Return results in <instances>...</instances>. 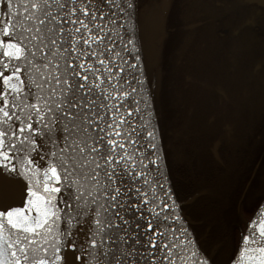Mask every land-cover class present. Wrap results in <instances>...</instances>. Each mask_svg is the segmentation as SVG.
Returning <instances> with one entry per match:
<instances>
[{
    "label": "snow or ice",
    "instance_id": "1",
    "mask_svg": "<svg viewBox=\"0 0 264 264\" xmlns=\"http://www.w3.org/2000/svg\"><path fill=\"white\" fill-rule=\"evenodd\" d=\"M6 6L10 11L0 14L7 17L0 21V264H208L181 255L193 242L161 171L157 129L148 130L151 115L141 114L137 88L125 67L113 63L120 54L105 21L115 23L112 9L120 5L26 0L23 15L12 0ZM127 7H134L131 0ZM134 59L128 67L139 71L140 56ZM146 80L137 83L143 88ZM133 113L141 114L139 123ZM17 197L22 206L14 207ZM255 226L254 220L249 229ZM255 235H244L243 243H256ZM258 235L264 244V221ZM245 250L258 252L257 264H264V246L240 254Z\"/></svg>",
    "mask_w": 264,
    "mask_h": 264
},
{
    "label": "flooded vegetation",
    "instance_id": "2",
    "mask_svg": "<svg viewBox=\"0 0 264 264\" xmlns=\"http://www.w3.org/2000/svg\"><path fill=\"white\" fill-rule=\"evenodd\" d=\"M142 2L143 1L138 0V24L141 36L144 35V31L147 34L148 30L155 36V31L150 28L149 18L153 14L157 15L158 13L160 22L164 24V26L167 20H169V22H167L169 35L176 39L180 45L184 41L188 43L184 58H188L190 67L186 68L181 65L184 73V79L181 78V83L186 89L188 98L181 102V106L176 107L177 104H175V100L177 99L174 100L169 95L170 92H174V87H176L174 80H172L169 86V90L171 86L172 90L167 94L170 102L168 125L165 129L159 120L160 132L174 190L181 202L184 212L192 221L191 226L199 244L209 255L213 264H229L235 252L232 253V257L229 259V254L226 253L223 255L219 252L220 249L224 247L223 241H221L222 244L218 241L212 242L208 237L203 235L208 234V231H210L212 227L211 225L205 226L206 218L204 215L211 209L214 202L223 201V198L226 197V195L221 193V189L219 190L217 185V174L232 167L229 165V160L230 157H234V155L230 154V150L231 153H235V150L239 148L238 144H240L237 134L240 130L244 134L246 130L238 126L235 133H232L229 138H225V134L228 133L230 125L226 123V117L222 116L224 111L217 109L219 107V100L214 93H208L206 77L202 80V74L205 76L208 75L206 70L205 72L201 71L199 66V70L197 69L199 60L201 62H206L214 58V53L210 51H201L199 41L192 42L187 40L186 33L194 26L202 27V25H206L214 17V14L209 13L204 7L225 6L228 11L226 16H230L232 13V17H234L237 9L246 8L250 11V14L246 15V17L249 18V25H252L256 23L258 17L264 18V6L260 5L257 0H168L167 6H165V0H146L141 10L140 4ZM200 5L201 7H199ZM200 9L207 12H204L200 18L193 20L189 12ZM245 21L246 20L240 19L239 21L237 20V23H244ZM219 22L223 23V18H221ZM165 29L166 28H164V34L166 32ZM234 37L236 39L238 38L237 35H234ZM196 40L200 39L198 38ZM180 45L171 53H178ZM193 47H195V49ZM194 58L198 60L195 61ZM170 61V71L173 69V72L175 69H178V66L173 63V58ZM179 61L181 62L180 57L177 64H179ZM228 74L229 76L227 79L230 82L229 69ZM228 74L226 73V75ZM218 75H225V71L217 74L215 77ZM216 80L219 81V79ZM220 81L226 86L223 80ZM210 91L214 92L213 89ZM159 99H163V97L158 96L157 100ZM227 107L231 109L230 106ZM156 111L158 115L157 106ZM178 114L180 116H178ZM248 117L255 119V115L251 113L250 115L248 114ZM258 125H255V120L253 121V125L252 121L251 123L249 121V126L247 127V133H249L247 134V141L249 142L252 139L251 145L250 142L248 143L250 149L249 156L245 157L243 156L244 154L239 156L238 154L235 159V172L233 173L231 171L232 178L237 180L236 184L240 186L234 194L228 197L230 200L229 217L235 218L236 221L231 224L228 230L222 231L219 229L220 233L228 234L231 230L233 231L231 234L241 232L242 229L238 221L241 218L245 220L248 215V210L250 211L249 220L264 197V179L257 181L259 177H262L261 174L264 172V148L260 146L257 147L255 144V133ZM262 136L264 135L259 133L257 136L259 138L258 140H261ZM225 144H227L228 147L225 146ZM196 166H198V170L200 173L202 172V175L197 172V169L195 171ZM192 171H195V173L193 172L192 174ZM182 172L191 173L193 180L185 181L183 177L179 175L182 174ZM225 175L229 176V173ZM176 181L180 182L181 186H189L190 191L186 198H183V195L177 191L176 187L179 184H177ZM208 217L212 216L208 215Z\"/></svg>",
    "mask_w": 264,
    "mask_h": 264
},
{
    "label": "rangeland",
    "instance_id": "3",
    "mask_svg": "<svg viewBox=\"0 0 264 264\" xmlns=\"http://www.w3.org/2000/svg\"><path fill=\"white\" fill-rule=\"evenodd\" d=\"M141 1H143L140 4V9L142 10V7L144 6L146 0H141ZM249 14H250L249 10H247L246 8H240V9H237L236 13L234 14L235 17H232L233 16L232 13L230 14V16H226V15H225V17L223 16L222 18H223L224 22L221 24L219 31H217L215 33V35H216L217 40L221 39V41H222L221 44L224 47L226 45H228V43H229L228 40L231 39V34L237 35L238 38L242 39L245 45H242L238 40V44L234 47V50L239 52V54L243 58L242 67H240V68L241 69H252L254 71H259V69L264 64V18L258 17L255 24L249 25L250 24L249 18L246 17V15H249ZM231 19L234 21V23H236L234 25V27L230 26L228 24V22L232 23ZM240 19L246 20V21L244 23H242V22L237 23V20L239 21ZM167 22H169V20H167ZM167 22H166V25L164 26V24H162L160 22V19L158 17V13H157V15L153 14L149 18L150 28H151V30L155 31V36H154L153 42L156 45L155 46L156 52H159V54H160V52L163 53L165 50L163 48V45L165 44L166 37H167L168 32H169V30L167 29ZM196 27L197 28H204L205 25H202V27H200V26H196ZM164 28L167 29V30L165 29V31H166L165 34L163 33ZM169 28H170V26H169ZM162 35H163V38H162ZM140 38H141V40H140L141 45L144 48L145 53H146V67H147V63H148V65L149 64L150 65L155 64V59H151V57L149 55H148V59H147V53H148L149 49L151 50V47L149 48V46H148L151 44L150 40H149L150 37L145 38V36H141ZM196 41H198V40H195V42ZM181 45L178 49L179 52L171 54V56H170V60H172V58H173V61H174L173 63L178 66V69H175L173 72H172L173 69L171 71L169 70V73L166 70V73H165V71H163L164 68H162L163 66L165 67V63L164 64L162 63L163 66H161L162 64H160L161 69L156 68V71L158 72V74L155 70L153 73L149 66L148 67L150 68V70H146V71H147L148 79L150 81H151V79H153L156 84H158V83L161 84V81H162V84L165 83L166 90H168V91H169L170 83L172 82V80H174V82L176 84V87H174V92H177L176 95L177 96L178 95L187 96L186 89L182 86V83H181V80H182L181 78L184 74L183 69L181 68L182 63L179 61V64H177V62L179 60V57H180V60L183 59V56L181 54H182L183 50L187 49L188 43H186V41H184L183 43H181ZM193 48L195 49V47H193ZM230 48H229L228 52L232 53L231 45H230ZM209 62L210 61L208 60V63ZM226 62H227V59L224 60V64ZM170 65H171V63H170ZM198 66L199 65H197V69L199 70ZM201 71H203L202 68H201ZM161 73H162V75H161ZM226 73L228 74V69L225 70V75H218L217 77L214 76L213 78L210 77V81L215 83V82H217L216 79H219V81L223 80L224 83L226 84V87L232 88V86L234 85L233 80H231L229 82V80L227 79L229 74L226 75ZM262 74H263V78H264V72ZM225 79H227V80H225ZM151 85H152V83H151ZM238 87H239L240 91L243 90V87L241 86L240 82L238 83ZM171 90H172V86L170 87V91ZM155 96L153 95V97L155 99L156 106L158 108H163L166 101H164V99L157 100V97H155ZM253 98H254V96L252 95V99ZM165 100H166V96H165ZM175 104H177L176 107L181 106V101L175 100ZM246 113H247L246 114L247 119H249L248 112H246ZM178 116H180V115L178 114ZM255 125H258V127L256 128V133H255V135H256V143L255 144L257 145V147L260 146L261 148H264V143H263L264 142V136L261 137L260 141L258 140L259 138L257 137L259 135V133L261 135H264L263 134V131H264V107L261 109V112L256 115ZM245 130L246 131L244 134L241 132V130L237 134L238 139L240 141V144H238L239 148L237 150H235V153H233V152L231 153V150H230V154L234 155V157H230V160H229V165H231L232 167L226 169L223 172H219V174H217L218 175L217 180L215 179L218 183L217 185L219 187V190L221 189V193L223 195H226V197L223 198V201L214 202L212 209L208 210V212H207L208 215L210 214V212H212V214H211L212 217H214V216L218 217V221H214L213 226H212L213 228H215V230L220 229L222 231H225V230L230 229V227H231V222L226 220L227 218H229V210H230V207H229V205H230L229 201L230 200L228 199V197H230V195L234 194L235 191H237L238 188L240 187L239 184H236L237 180H234L232 178L231 171L233 173L235 172V169H234L235 159L238 156V154H239V156H241L242 154H244L243 156H245V157L249 156L248 154L250 152V149H249L248 143L250 142V145H251V140H252L251 139L249 142L247 141V134H249V133H247V128ZM225 146L228 147L227 144H225ZM196 169H197V172L200 173V171L198 170V166H196L195 171H196ZM195 171H192L191 173L193 174V172L195 173ZM263 171H264V165H263ZM228 173H229V176H226L225 174H228ZM261 175H262V177H259L257 181L264 179V172ZM224 176L226 177V179ZM248 217H250V211L249 210H248V215L246 216L245 220H242L243 218H241L238 221L241 229H244ZM209 223H211V221H209ZM209 226H210V224H209ZM228 232H230V231H228ZM232 232L233 231L231 230V232L227 234V236H230V238H229L230 241H228V243H226L225 245L223 244L224 247L221 248L219 251L223 255L226 253L229 254L228 255L229 259L232 257V253L235 251L237 244H238L237 243L238 237L236 240L234 234H231ZM238 233L239 232H237V234ZM218 242H220L222 244L221 241H218ZM218 245H220V244H218Z\"/></svg>",
    "mask_w": 264,
    "mask_h": 264
},
{
    "label": "bare ground",
    "instance_id": "4",
    "mask_svg": "<svg viewBox=\"0 0 264 264\" xmlns=\"http://www.w3.org/2000/svg\"><path fill=\"white\" fill-rule=\"evenodd\" d=\"M199 7H201V5ZM204 8H206L209 13H213L214 17L209 21V23L205 25L204 28H197L195 26L191 28V30L186 33L187 34L186 38L187 40L192 42L199 38L200 40L198 41L201 47V51L203 52L210 51L214 53V58L210 59L209 63L208 61L201 62L199 60V63L197 64L199 65L200 68L203 69L204 72L206 70L208 74L206 76L202 74V80L206 77V81L208 84V90L207 89L206 90L208 91V93L211 94L214 93L216 98L219 100V107L217 109L224 111L222 116L226 117V123L230 125L228 128V133L225 134V138H229L232 133L236 132L238 126H241L242 128L246 129L249 126V121L250 123L252 121V125H253V121L255 119H252V117L251 118L249 117V119L245 118L247 117L246 112H248L249 115L251 113L256 117V115L260 113L261 109L264 107V78L262 74L264 72L263 71L264 64L259 69V71H254L252 69H241L240 67H242L243 58L241 57L239 52L234 50V47L238 44V40L242 45H245L243 40L240 38L236 39L234 37V34L233 35L231 34V39L228 40L229 41L228 45L224 47L221 44L222 43L221 39L217 40L215 35V33L219 31L220 26L222 24V22L219 21L224 15L228 13L226 7L218 5L213 7L207 6ZM207 11L200 9L189 12V14L190 17L193 20H195L200 18V16H202V14ZM228 24L233 27L235 25L233 20L232 23L228 22ZM143 33H144L143 36H145V38L150 37V39L148 38L151 43L150 45H148L149 48L151 47V50L149 49V56L151 57V59H155V64L148 65L147 63V67H146V53L144 48L142 47V54H143L145 68L146 70H150L151 68V71L154 73V70L156 71V68L161 69L159 62V52H156L155 49L156 45L153 42L154 39L153 33L149 30L147 31V34L145 31ZM230 45L232 47V53L228 52ZM186 50L187 49L182 51L183 59L181 60V63L183 66H187L186 64L189 62L187 58H184L185 57L184 53L186 52ZM225 59H227V62L224 64ZM227 69L230 70V78L231 80H233L234 83L232 88L226 87L221 81H217L215 83L210 81V77L213 78L217 74L222 73ZM150 82L152 83V85ZM239 82L243 87L242 91H240L238 87ZM149 85L151 87L153 95L154 96L156 95L155 97H158L161 90V86H160L161 84L160 83L156 84L155 81L151 79V81L149 80ZM212 89L214 92L210 91ZM176 94L177 92L169 93V95L174 100L177 99L181 102L184 101L186 98H188V96H182V95L177 96ZM252 95L254 96L253 99H252ZM227 106H230L231 109L228 108ZM165 157H166V153H165Z\"/></svg>",
    "mask_w": 264,
    "mask_h": 264
},
{
    "label": "water",
    "instance_id": "5",
    "mask_svg": "<svg viewBox=\"0 0 264 264\" xmlns=\"http://www.w3.org/2000/svg\"><path fill=\"white\" fill-rule=\"evenodd\" d=\"M260 5L264 6V2L262 0H257ZM115 3L120 5V8H124L125 10L123 12L120 11V8H113L112 11L115 13L114 16H111V19L115 21L114 24H108L107 21H105L107 27L109 29H113L109 33L111 36V41L115 45V51L120 54V59L114 60L115 65L123 66L125 67L126 71L123 73L124 76L127 77L129 83L132 85V87L137 88V94L135 96V99L140 100L141 104V109L142 112L141 114L144 115L145 119L148 118V115H151V124L148 126V130L151 129V126H155L157 129V137H156V142L161 146L163 152V157H164V163L166 164V167H162L161 171L165 172L167 178L169 181H171L166 157H165V152L162 144V138H161V132H160V127L158 123V118L156 114V109H155V103H154V97L153 93L151 90V87L149 85V80L147 77L146 69H145V64H144V59H143V54H142V46L140 42V36H139V30H138V0H131V2L134 4V7L129 9L127 7V4L129 0H114ZM7 0H0V14L3 13H8L10 9L6 6ZM13 5L18 6L15 11H18L23 15V5L26 3V0H12ZM168 0H165V6H167ZM15 11L13 12V15H15ZM105 11L107 12L108 9L105 8ZM7 19L6 16L0 15V21ZM129 40H133L135 43V49L132 48V45L128 43ZM109 41H105L107 44ZM127 49V50H125ZM39 55V54H37ZM136 55L140 56V61L141 63L138 64L139 71L134 68H129L128 65L130 64H135L137 63L136 60L134 59ZM127 62V63H125ZM143 73V75H141ZM7 74V73H6ZM27 75V74H25ZM147 78L143 88H141V85L137 83V81L143 80L144 78ZM120 84L127 90L128 86L124 84L123 80L120 81ZM102 87H107V82H105ZM105 95H107V92H105ZM149 99V104L151 105V108L145 109L144 108V99ZM100 102L104 103H116L115 100L109 101H104L101 99ZM127 106L131 107L132 104L129 102ZM120 111L123 113L124 108L121 107ZM141 114L133 113V115L136 117L137 123H139V116ZM142 136L146 135V132L141 133ZM141 143L143 144L144 141L142 140ZM20 179H23L22 177ZM167 187V185H165ZM173 186V184H172ZM174 188V187H173ZM177 203L181 205L179 202L177 195H176ZM14 207L17 206H22L21 200L19 197H17L16 201L13 203ZM182 209V206H181ZM181 214L184 217L185 223L188 227V238L191 240L193 243L192 245L189 246V251L181 253V255L186 256L190 260H195V261H203L207 259L208 264H213L211 258L207 255V253L203 250V248L200 246L199 242L196 239V236L194 234V231L191 227V222L189 218L185 215L183 209ZM256 221V226L253 229H249V224L252 221ZM264 221V198L261 201L260 205L256 209L254 215L252 216L250 222L248 223L244 233L242 234L238 249L236 251V254L234 255L233 259L229 264H233V261H235V264H257V261L259 260V253L255 251H248L245 250L243 251V254L241 255V250L242 249H255L260 246H264V244L260 243V236L258 235L259 231V226L261 225V222ZM63 228V225L61 226ZM83 227V226H81ZM255 231L257 232V235H255L254 239L256 243H249L245 245L243 243V237L244 235L250 234V232ZM192 252H196V256L193 257L191 255ZM78 254V253H77ZM71 256V254H70ZM252 257H255L256 259L253 260L251 259ZM73 264H77L76 261L73 260Z\"/></svg>",
    "mask_w": 264,
    "mask_h": 264
},
{
    "label": "trees",
    "instance_id": "6",
    "mask_svg": "<svg viewBox=\"0 0 264 264\" xmlns=\"http://www.w3.org/2000/svg\"><path fill=\"white\" fill-rule=\"evenodd\" d=\"M180 43L176 40V39H174L172 36H170L169 35V33H168V35H167V37H166V41H165V44L163 45V48L165 49L164 50V52L162 53V52H160V54H159V62H160V64H164L165 63V67L163 66V64L161 65V66H163L162 68H164V70L163 71H165V73H166V70L168 71V73H169V70L171 69V66H170V63L169 62H171L170 61V56H171V54H173V53H171L175 48H177L178 47V45H179ZM148 54V53H147ZM148 57V56H147ZM148 59V58H147ZM188 59V58H187ZM194 60L196 61L197 59L196 58H194ZM187 66H185L186 68H189L190 67V64L189 63H187L186 64ZM195 65V64H194ZM155 66V65H154ZM169 66H170V68H169ZM183 66V65H182ZM186 68H184V69H186ZM182 78L184 79V74H183V76H182ZM167 80V79H166ZM184 84H185V82H184ZM161 90H160V93H159V96H162L163 97V99H164V101H166V103H165V105L163 106V108H158V116H159V120H160V122L162 123V125L164 126V128L166 129L167 128V125H168V120H169V111H170V102H169V98L167 97V94H168V92L170 91H168V90H166V87H165V83H163L162 84V81H161ZM165 96H166V100H165ZM173 113V112H172ZM181 177H183V179L185 180V181H192L193 179H192V174L191 173H189V172H182V174H179ZM200 180V179H199ZM177 182V181H176ZM192 183V182H191ZM177 184H179L180 185V182H177ZM189 184V183H188ZM177 186L176 188H177V191L178 192H180L182 195H183V198H186L187 197V195H189V186L187 185V187L185 186V185H180V186ZM190 185V184H189ZM257 205V204H256ZM211 209H212V207H211ZM208 212V211H207ZM211 214H212V212H210V216H211ZM232 215H233V213H232ZM205 226H207V225H211V226H213V222L214 221H218V217L217 216H214V217H208V214L206 213L205 215ZM227 221H229V222H231V224H233L235 221H236V219L235 218H232V217H229V218H227L226 219ZM209 221H211V223H209ZM247 221H248V219H247ZM247 221H246V224H247ZM246 226V225H245ZM244 229H245V227H244ZM244 229H242V231L241 232H239L238 234L237 233H235L234 234V236H235V238H236V240H237V237H238V244H239V240H240V237H241V235H242V232H243V230ZM206 231V230H205ZM204 231V232H205ZM203 235H205L206 237H208L212 242H216V241H223L224 242V245L226 244V243H228V241H230L229 240V238H230V236H227V234H223V233H220V231H219V229L218 230H215V228H213V227H211L210 228V231H208V234H203ZM238 244H237V246H238ZM236 249H237V247H236ZM236 249H235V251H236ZM234 251V252H235ZM235 254V253H234Z\"/></svg>",
    "mask_w": 264,
    "mask_h": 264
}]
</instances>
